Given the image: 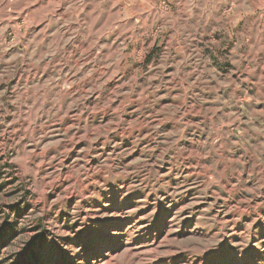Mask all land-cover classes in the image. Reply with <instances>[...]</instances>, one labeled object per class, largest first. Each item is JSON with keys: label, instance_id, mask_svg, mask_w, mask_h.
Segmentation results:
<instances>
[{"label": "rangeland", "instance_id": "rangeland-1", "mask_svg": "<svg viewBox=\"0 0 264 264\" xmlns=\"http://www.w3.org/2000/svg\"><path fill=\"white\" fill-rule=\"evenodd\" d=\"M259 1L0 0V264H264Z\"/></svg>", "mask_w": 264, "mask_h": 264}, {"label": "bare ground", "instance_id": "bare-ground-1", "mask_svg": "<svg viewBox=\"0 0 264 264\" xmlns=\"http://www.w3.org/2000/svg\"><path fill=\"white\" fill-rule=\"evenodd\" d=\"M252 1V0H251ZM261 1V0H260ZM259 1V2H260ZM263 1V0H262ZM258 4H260V5H258V7L259 6H263V4L264 3H262V2H260V3H258ZM257 5V4H256ZM257 7V8H258ZM262 9H264V8H262ZM262 23V22H261ZM264 25V24H263ZM259 33H260V31H259ZM263 36V35H262ZM261 36V37H262ZM261 42V44H262V40L261 41H259V43ZM264 51V50H263ZM260 54L261 55H259V62L261 61V63H260V74H259V80L260 81H264V52H260ZM89 55V54H88ZM242 101V99H235V106H238L239 105V103ZM261 101H262V106H264V99H261ZM263 113V112H262ZM264 116V115H263ZM76 153V152H75ZM103 155V154H102ZM264 155V153L262 152V156Z\"/></svg>", "mask_w": 264, "mask_h": 264}, {"label": "trees", "instance_id": "trees-1", "mask_svg": "<svg viewBox=\"0 0 264 264\" xmlns=\"http://www.w3.org/2000/svg\"><path fill=\"white\" fill-rule=\"evenodd\" d=\"M26 258H27V260H28V256H26ZM32 261L34 260V259H31ZM21 264H24V262L23 263H21ZM36 264H38V263H36Z\"/></svg>", "mask_w": 264, "mask_h": 264}]
</instances>
